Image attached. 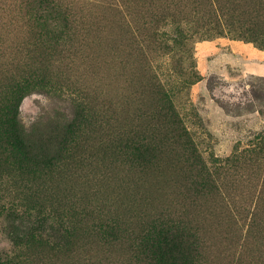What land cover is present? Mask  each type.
Here are the masks:
<instances>
[{
    "label": "rangeland",
    "instance_id": "rangeland-1",
    "mask_svg": "<svg viewBox=\"0 0 264 264\" xmlns=\"http://www.w3.org/2000/svg\"><path fill=\"white\" fill-rule=\"evenodd\" d=\"M56 1L70 24L52 51L25 0H0V101L39 70L60 89L17 103L57 161L5 195L70 231L30 264H142L144 235L172 224L195 264H264V0Z\"/></svg>",
    "mask_w": 264,
    "mask_h": 264
},
{
    "label": "trees",
    "instance_id": "trees-1",
    "mask_svg": "<svg viewBox=\"0 0 264 264\" xmlns=\"http://www.w3.org/2000/svg\"><path fill=\"white\" fill-rule=\"evenodd\" d=\"M25 2L28 3L26 6L30 15L38 23L37 42L55 51L63 42L62 32L70 24V15L56 0ZM175 33L176 37H171L166 32L163 34L175 44L178 42L177 36L181 34L178 27ZM30 86L49 92L60 90L51 73L39 70L20 83L14 82L10 88V100L0 101V226L14 249L0 253V264H30V257L25 250L33 247L34 243L39 241L42 246L54 248L58 240L70 235L69 227L63 223V215L41 206L35 208L36 206L28 204L30 201L21 204L15 195L12 198L5 195L4 183L7 178L25 180L36 177L49 172L57 161L54 162L45 153L49 152L51 141L47 140V146L43 145V148L41 145L37 146L36 139L26 137L18 120L17 103L21 91ZM108 227L114 230L113 225ZM138 255L142 264H195L197 247L195 239L187 237L177 225H163L144 235L138 246Z\"/></svg>",
    "mask_w": 264,
    "mask_h": 264
}]
</instances>
